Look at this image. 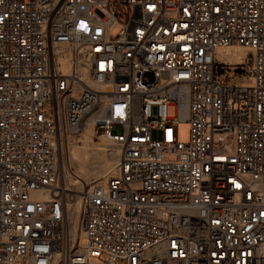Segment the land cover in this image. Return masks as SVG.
Returning a JSON list of instances; mask_svg holds the SVG:
<instances>
[{
  "label": "built area",
  "instance_id": "2783aa9c",
  "mask_svg": "<svg viewBox=\"0 0 264 264\" xmlns=\"http://www.w3.org/2000/svg\"><path fill=\"white\" fill-rule=\"evenodd\" d=\"M86 120L118 153L72 239L58 142ZM263 245L264 0H0V264H264Z\"/></svg>",
  "mask_w": 264,
  "mask_h": 264
},
{
  "label": "rangeland",
  "instance_id": "374dc122",
  "mask_svg": "<svg viewBox=\"0 0 264 264\" xmlns=\"http://www.w3.org/2000/svg\"><path fill=\"white\" fill-rule=\"evenodd\" d=\"M113 1L115 2V0ZM123 10H128V8L124 7ZM124 18L125 16H123L121 11L119 10V12L117 13L118 21L123 22ZM118 30L119 26L114 29L112 34L116 35ZM236 50L241 51V54H244V52L246 51L245 48L236 47L231 49L230 55L236 53ZM238 51L237 53H239ZM221 58H223V56ZM223 69V67L216 66L215 75L217 80L222 83L234 84L236 82L235 76L238 74L240 75V73L235 70L239 68L229 67L227 68L229 70L227 74L223 72ZM241 69L243 70L244 68L242 67ZM146 78H151V76L148 74ZM242 80L243 75L241 73L240 81ZM41 112L45 114L46 118H53L52 102H44L41 108ZM168 114L170 116L174 115L173 108H169ZM173 129L174 136L177 141L182 143L188 142V122L179 121L177 123H174ZM151 136L153 139H159L161 137V132L155 129L151 132ZM83 141L85 142V144ZM226 142L229 143L230 138H228ZM80 151L83 152V154L80 155ZM114 152H116V149L114 147L112 148V146H108L104 140L96 137L92 133H83V135L80 136L79 141L73 142H70L68 139H66V136L64 134L61 135L58 142L59 177L64 185L71 191L70 193L75 195V201L73 202V205L74 203H76V201H78V199L80 204V195L83 190L87 189L89 186L95 183H101L104 181V179L106 178L105 175L109 172L116 161L117 155L112 154ZM103 155L105 157H103ZM76 197L79 198L77 199ZM101 259L105 260L106 255H102Z\"/></svg>",
  "mask_w": 264,
  "mask_h": 264
},
{
  "label": "bare ground",
  "instance_id": "6f19581e",
  "mask_svg": "<svg viewBox=\"0 0 264 264\" xmlns=\"http://www.w3.org/2000/svg\"><path fill=\"white\" fill-rule=\"evenodd\" d=\"M236 47H241V46H231V47H227V48H219V49H217L218 57L221 58L223 56V58H221V59H225L226 61H228L230 63H233V62H241L242 59H243V57H244V55H245V52H244V54L243 53L241 54L240 53L241 51L236 50V53L230 55L231 49L232 48H236ZM242 48H244V47H242ZM237 51L239 53H237ZM61 64H62L61 68L63 70H66V71L69 70V65H68L67 62L62 61ZM83 133H88V134L92 133L93 134V132H92V124H91V122L89 120H86L85 121V125H84L83 131H82V135H83ZM99 138L102 139V140H104L107 143V145L111 147V145H110V143L108 142L107 139H105L103 137H99ZM86 143H87V141H86ZM84 144H85V142H84ZM117 153L118 152L116 151V152H114L112 154L117 155ZM81 154H83V152L80 151V155ZM103 157H105V156L103 155ZM58 161H59V159H58ZM58 164H59V162H58ZM114 168H115V164H113L112 168L105 175V177H107L108 175H110L111 173H113ZM105 179H104V181H105ZM76 198L78 199L79 197H76ZM79 205H80L79 204V199H78V201H76V203H74V205L72 203V205L70 207L71 210H70V212H69V214L67 216L68 232H69V234H70V236H71L72 239H74V238H76V236H78V233L76 232V230H77V216H78V212H79L78 208H80ZM79 239H80L81 243H84V238H83V235L82 234H79ZM259 253H264V245L261 246V248L259 250Z\"/></svg>",
  "mask_w": 264,
  "mask_h": 264
}]
</instances>
